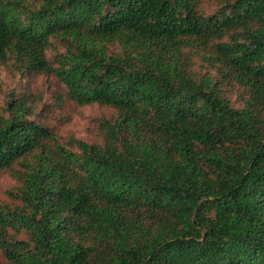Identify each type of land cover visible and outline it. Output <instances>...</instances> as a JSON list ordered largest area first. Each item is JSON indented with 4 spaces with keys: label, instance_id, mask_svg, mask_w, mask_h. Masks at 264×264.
Returning <instances> with one entry per match:
<instances>
[{
    "label": "trees",
    "instance_id": "16d2710c",
    "mask_svg": "<svg viewBox=\"0 0 264 264\" xmlns=\"http://www.w3.org/2000/svg\"><path fill=\"white\" fill-rule=\"evenodd\" d=\"M203 1L0 0V61L115 112L91 144L0 105V264H264V0Z\"/></svg>",
    "mask_w": 264,
    "mask_h": 264
},
{
    "label": "rangeland",
    "instance_id": "374dc122",
    "mask_svg": "<svg viewBox=\"0 0 264 264\" xmlns=\"http://www.w3.org/2000/svg\"><path fill=\"white\" fill-rule=\"evenodd\" d=\"M10 1V0H6ZM37 6L41 0H27ZM225 6V0H204L202 11L213 15ZM53 47L48 50V58L55 63L56 55L65 51V44L52 39ZM199 70L206 72V66L197 62ZM232 99H236L233 95ZM12 100H25L31 107V119L53 128L62 142L70 139L96 143L102 140V125L115 112L111 108L98 105L79 106L67 97L65 86L57 78L43 75H29L22 72L13 61H0V105L5 107ZM20 169V167H15ZM18 182L10 171L0 172V205L12 204L9 196L15 192ZM1 258V256H0Z\"/></svg>",
    "mask_w": 264,
    "mask_h": 264
}]
</instances>
